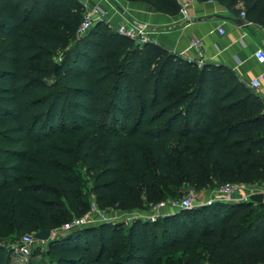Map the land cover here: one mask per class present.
<instances>
[{
  "label": "trees",
  "instance_id": "1",
  "mask_svg": "<svg viewBox=\"0 0 264 264\" xmlns=\"http://www.w3.org/2000/svg\"><path fill=\"white\" fill-rule=\"evenodd\" d=\"M126 1L180 14L178 0ZM198 2L264 28V0ZM84 13L78 0H0V264H15L19 239L93 203L154 208L264 184V103L229 69L140 46L105 22L79 39ZM43 243L27 264H264V203L215 202Z\"/></svg>",
  "mask_w": 264,
  "mask_h": 264
},
{
  "label": "crops",
  "instance_id": "2",
  "mask_svg": "<svg viewBox=\"0 0 264 264\" xmlns=\"http://www.w3.org/2000/svg\"><path fill=\"white\" fill-rule=\"evenodd\" d=\"M83 5H99L107 11L105 24L115 29L125 19L148 27L154 44L177 54L185 60L197 58L190 50L193 39L202 40L204 65L224 66L264 103V86L254 92L251 81L264 73V65L259 64L254 53L264 49V28L251 24L247 28L240 24V15H236L217 2H197L189 9L185 19L180 14L169 16L156 12L145 4H132L121 0L118 5L106 0H78ZM242 10V5L237 7ZM226 31L221 35L219 29ZM210 191L205 193L209 198ZM36 259L37 264H50L45 257Z\"/></svg>",
  "mask_w": 264,
  "mask_h": 264
},
{
  "label": "built area",
  "instance_id": "3",
  "mask_svg": "<svg viewBox=\"0 0 264 264\" xmlns=\"http://www.w3.org/2000/svg\"><path fill=\"white\" fill-rule=\"evenodd\" d=\"M106 1H109L114 5H118L121 0ZM197 2L198 0H178L180 5V15L186 19L189 16V9ZM84 7L85 13L83 22L81 23L77 32L79 39L86 37L97 24L100 22H105L107 17V11L99 5H92L88 2L84 5ZM241 18L242 20L246 21L248 25L253 24L246 20L245 13L241 14ZM219 32L221 35L226 34V31L222 28L219 29ZM117 33L140 46H143L149 42L153 43L148 27L140 25L138 22L132 21L130 19H125L121 24L118 25ZM190 50L196 52L197 55L196 59L190 61L195 62L200 67L204 66L202 40L193 39L190 43ZM254 58L259 64L264 65V49H257L254 53ZM263 86L264 73L254 78L250 83V88L254 92L261 90ZM260 194L264 195V184L262 186L247 188L246 190H244L241 185L227 184L210 191L209 198L207 199H202L196 194L195 191H190L188 195L182 200L162 202L156 205L147 215L137 211L132 214L131 218L127 220L120 219L111 213L101 210L95 203H93L89 213L83 217L74 218L71 222L63 225L61 228L54 230L51 232V238H57L72 233L76 230L95 227L102 224L121 223L128 226L136 220L157 221L176 212L201 208L215 202H249L253 196ZM36 244L37 241L34 236H24L18 244L15 264H27L33 254Z\"/></svg>",
  "mask_w": 264,
  "mask_h": 264
},
{
  "label": "rangeland",
  "instance_id": "4",
  "mask_svg": "<svg viewBox=\"0 0 264 264\" xmlns=\"http://www.w3.org/2000/svg\"><path fill=\"white\" fill-rule=\"evenodd\" d=\"M117 29H118V26L114 30L117 31ZM239 185H241L244 188V190H246L247 188L256 187V184H252V183H241ZM88 188L92 189V187L90 185H89ZM193 191L196 192V190H193ZM205 193H206L205 191L201 192V193L196 192V194L200 198L207 199L206 196H205ZM92 200H94V198H92ZM152 208H142V207H138V206H134L133 205V206H129V207H119V208L115 207L114 209H109V210H105V211L108 212V213H111L112 215H114V216H116V217H118L120 219H126L127 220V219L131 218L132 214H134L137 211H140V212L144 213V215H147L152 210ZM74 218H79V217H74ZM34 237H35V239L37 241V244H36L35 248H41L42 246H44L43 241L38 240L36 238V236H34ZM20 240L21 239H19V242H20ZM42 257L45 259V256H42Z\"/></svg>",
  "mask_w": 264,
  "mask_h": 264
},
{
  "label": "water",
  "instance_id": "5",
  "mask_svg": "<svg viewBox=\"0 0 264 264\" xmlns=\"http://www.w3.org/2000/svg\"><path fill=\"white\" fill-rule=\"evenodd\" d=\"M240 24L243 27H245V28H247L249 26L247 24V22L244 21V20H240ZM251 202H254V203H264V195L263 194H260V195L253 196L251 198ZM50 236H51V233L47 231V232H42V233L36 235V238L38 240H41V241H45L46 242V241H48L50 239Z\"/></svg>",
  "mask_w": 264,
  "mask_h": 264
}]
</instances>
